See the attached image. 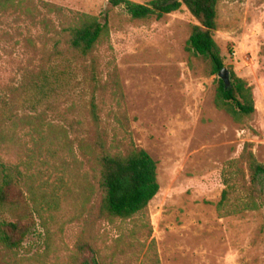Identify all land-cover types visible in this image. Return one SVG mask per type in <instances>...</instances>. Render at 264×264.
<instances>
[{
    "label": "rangeland",
    "instance_id": "1",
    "mask_svg": "<svg viewBox=\"0 0 264 264\" xmlns=\"http://www.w3.org/2000/svg\"><path fill=\"white\" fill-rule=\"evenodd\" d=\"M70 12L108 21L109 40L85 58L68 49ZM196 23L185 6L135 20L109 0H14L0 10V120L2 110L16 119L43 113L53 126L37 135L19 123L17 157L5 156L24 172L30 163L37 213L22 248L11 259L0 252V264H80L90 257L86 244L100 264H148L151 249L159 264H264V208L216 211L228 161L246 148L264 164V0L217 3L224 67L254 98V114L240 123L215 106L208 60L186 49ZM42 72L55 87L45 98L31 88ZM120 112L134 146L156 162L159 191L145 214L108 221L96 143L100 135L109 145Z\"/></svg>",
    "mask_w": 264,
    "mask_h": 264
},
{
    "label": "trees",
    "instance_id": "2",
    "mask_svg": "<svg viewBox=\"0 0 264 264\" xmlns=\"http://www.w3.org/2000/svg\"><path fill=\"white\" fill-rule=\"evenodd\" d=\"M13 1L0 0V10H5ZM109 3L112 7H122L135 20L160 19L165 14L185 6L197 22L191 28L186 49L191 54L208 60L210 74L216 77L215 106L225 111L237 123L254 114L252 88L233 70L224 67L214 40L218 0H150L145 4L130 0H109ZM51 9L61 12L60 8ZM70 14V25L66 30L69 32L68 49L73 54L85 58L100 42L109 40L106 17L100 20L90 14L80 12ZM223 68L226 78L221 74ZM40 76L39 83H33L31 88H35L36 93L45 98L55 91L52 85L54 82L49 80L46 72H42ZM28 101L31 103L32 98L30 97ZM7 112L1 111L0 120V252L2 256H9L11 259L22 248L25 238L35 229L34 215L37 208L34 207L35 200L27 195V192L33 194L32 186L28 182L30 163H25L24 172L19 170L17 165L5 160V156L17 157L13 148L18 144L15 132L19 123L31 125L37 135L41 134L44 126L50 130L53 126L45 122L42 118L43 113L16 119L14 116L4 118ZM90 115L92 124L99 128L101 122L97 106L93 102L90 103ZM115 123L117 130L109 140L108 146L104 144L106 140L103 136L97 135L96 144L100 152L96 156V161L100 168L102 189L100 213L108 221L117 219L127 221L147 212L149 202L159 191V184L156 162L145 150L134 146L125 112H120ZM33 141L34 145H37V140ZM221 176L224 188L216 204L219 217L264 208V164L257 161L251 151L244 148L237 159L228 161ZM152 243L153 240L151 245ZM85 249L90 252V257L80 264H100L94 250L88 244ZM150 251L151 256L147 257L148 264H159L154 249ZM3 264L11 263L4 261Z\"/></svg>",
    "mask_w": 264,
    "mask_h": 264
},
{
    "label": "water",
    "instance_id": "3",
    "mask_svg": "<svg viewBox=\"0 0 264 264\" xmlns=\"http://www.w3.org/2000/svg\"><path fill=\"white\" fill-rule=\"evenodd\" d=\"M221 74H222L223 78H226L225 69L224 68L221 70Z\"/></svg>",
    "mask_w": 264,
    "mask_h": 264
}]
</instances>
